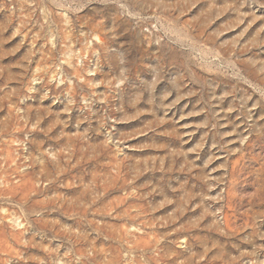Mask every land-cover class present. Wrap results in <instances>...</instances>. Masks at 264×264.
<instances>
[{"label":"rangeland","instance_id":"374dc122","mask_svg":"<svg viewBox=\"0 0 264 264\" xmlns=\"http://www.w3.org/2000/svg\"><path fill=\"white\" fill-rule=\"evenodd\" d=\"M0 264H264V0H0Z\"/></svg>","mask_w":264,"mask_h":264}]
</instances>
